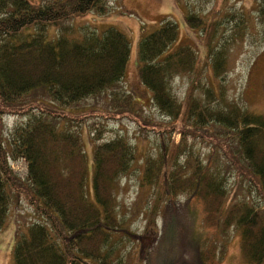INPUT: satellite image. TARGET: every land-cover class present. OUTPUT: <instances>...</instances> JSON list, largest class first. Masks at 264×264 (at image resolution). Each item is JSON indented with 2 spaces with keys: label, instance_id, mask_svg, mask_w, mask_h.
Returning <instances> with one entry per match:
<instances>
[{
  "label": "trees",
  "instance_id": "16d2710c",
  "mask_svg": "<svg viewBox=\"0 0 264 264\" xmlns=\"http://www.w3.org/2000/svg\"><path fill=\"white\" fill-rule=\"evenodd\" d=\"M105 1L0 0V229L11 205L22 198L35 216L21 214L16 225L14 264H121L112 258L111 245L113 233L124 229L117 185L137 157L138 144L133 146L127 131L105 137L93 124L90 179L81 133L89 116L127 117L142 134L181 131L173 146L162 135L157 152L142 160L141 185L156 187L153 211L182 193L200 199L205 225L222 234L220 241L229 227H237L246 264H264V114L221 101L213 87L204 88L207 97L190 90L182 105L172 80L198 71L199 62L189 44L166 52L178 36V24L164 17L138 41V73L150 90L149 102L170 119L155 121L123 85L127 34L114 26L98 33L89 24L69 22L89 11L106 13ZM195 19L205 26L203 17L187 16L191 24H197ZM50 25L57 29L51 38ZM209 26L211 43L216 26ZM210 54L218 75L225 67V49L211 47ZM88 99L92 103L85 105ZM5 114L22 121L8 130ZM162 122L171 123L162 128ZM198 139L207 150L195 146ZM10 158L24 159V175L13 169ZM250 192L257 200L248 197ZM215 237L209 245L221 244Z\"/></svg>",
  "mask_w": 264,
  "mask_h": 264
},
{
  "label": "rangeland",
  "instance_id": "374dc122",
  "mask_svg": "<svg viewBox=\"0 0 264 264\" xmlns=\"http://www.w3.org/2000/svg\"><path fill=\"white\" fill-rule=\"evenodd\" d=\"M36 4L44 0H31ZM107 12L104 14L89 11L84 15H75L70 23L79 26L89 24L98 33L109 26L121 29L130 41L128 58L123 85L126 86L137 100L145 105V112L155 121L170 120L169 117L149 100L150 90L141 82L138 67V41L143 32L149 33L166 17L178 24V36L166 52L177 49L181 44H189L196 51L199 69L190 74H177L172 80V89L183 103L188 92L199 97L206 95L204 88L211 87L221 101H232L240 107L256 113L264 114V16L261 8L264 0H106ZM197 14L205 20V26L189 23L187 16ZM207 24V25H206ZM209 24L215 25V37L208 41ZM56 27L48 26L51 38ZM225 49V67L217 75L213 72L211 47ZM197 85L198 87H194ZM200 85V86H199ZM185 99V100H184ZM88 99L85 105L91 104ZM146 103H148L146 105ZM104 104L103 101L100 105ZM96 120L97 122H93ZM22 121L21 116L5 114L4 122L8 130ZM103 128L105 137H113L119 131L126 132L129 141L138 144L137 157L133 160L127 174L121 176L117 193L119 200V216L124 229L113 233L114 245L112 258L121 264H246L241 250V234L239 229L231 226L225 232L226 240L220 241L215 227L205 225L206 210L200 199L190 198L186 193L174 199L163 201L157 211H153V199L156 187H143L140 182L141 164L144 156L154 154L163 140H172L173 145L180 140L181 131L140 132L134 120L127 117L120 119L89 116L82 127V137L88 159L89 178L93 163L95 140L91 128ZM171 122H162L160 127L170 126ZM161 133V134H160ZM169 137V138H168ZM203 151L208 149L203 141H196ZM10 163L14 170L24 175L25 163ZM230 180L234 179L233 173ZM249 188V182L242 181ZM250 189H252L250 187ZM254 189V188H253ZM248 197L257 200L255 192ZM18 206L11 205L6 223L0 229V264H14L13 246L16 225L21 214L34 219L33 208L21 199ZM261 203V201H259ZM20 217V218H19ZM217 238L216 245H209L211 238Z\"/></svg>",
  "mask_w": 264,
  "mask_h": 264
}]
</instances>
